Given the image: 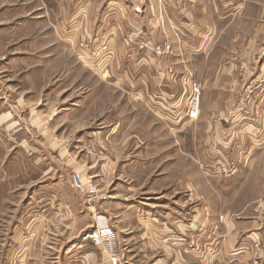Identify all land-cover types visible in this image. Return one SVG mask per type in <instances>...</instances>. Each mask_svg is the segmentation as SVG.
Listing matches in <instances>:
<instances>
[{"label": "rangeland", "instance_id": "1", "mask_svg": "<svg viewBox=\"0 0 264 264\" xmlns=\"http://www.w3.org/2000/svg\"><path fill=\"white\" fill-rule=\"evenodd\" d=\"M52 1L0 0V23H10L22 15L25 22L42 16L55 24L58 22L61 45L68 55L69 51L73 53L70 56L73 58L62 68L69 69L70 63L72 68L84 70L68 84L76 90H86V87L93 90L95 112L89 128L100 131L102 111L107 109L103 98L107 94L110 101L116 98V95L112 96V87L110 93L107 92L108 85L105 86V69L112 65L105 57L111 47L108 39L115 37L118 29L100 26L102 0H94V7L85 18V12L80 11L39 10L54 5ZM181 2L174 0L176 5ZM211 2H196L205 8L198 21L195 17L202 27L194 28L200 29L190 37L193 39L190 47L184 43L188 41L187 28H171L169 20L176 16L173 12L172 17L169 16L168 11L167 18L162 0L149 15L156 28L163 30L161 36L155 33L150 38L152 45L145 40H136L145 33L142 23L141 28L128 27L124 34V30L119 29L124 36L126 52L133 57L141 56L146 60L151 47L162 44L170 47L167 55L156 57L169 69L168 76L161 79V84L165 82L166 87H158L155 93L146 94L139 100L146 106L143 116L148 121L134 125L143 135H148L149 139L144 143L148 148L153 143H160L159 147L149 148L146 156H141V165L127 170L119 168L122 157L130 156L132 141L122 151L123 147L119 150L117 142H113V151L109 147L108 152L107 139L97 136L81 139L86 132L77 134L69 122L54 132L56 126L51 123L36 124V120H45L41 113L29 114L26 108L25 138L22 133L17 135L5 126L0 127V264H39L35 261L72 264L78 255L87 253L97 256L98 264H111L104 248L85 239L95 228L97 218L107 220L115 233L116 264H125V261L157 264L159 260L164 264L174 261L175 264H198L196 254L205 252L201 240L209 241V234L201 236L192 228L189 236L177 231L182 238L177 242L193 255L184 254L183 248L178 249L167 237L160 240L129 220L121 226L130 227L135 236L124 239L108 219L102 217L101 205L107 206L105 202H111L106 209L115 211L124 209V203L134 200L140 206L149 207L150 203L159 205V209L170 206L182 225L187 222L190 212L195 211L202 213L203 221L213 215L220 216L218 220L222 221L224 214L244 218L247 225L242 227V232H254L255 239L248 242L244 252H248L254 261H264V0H215V11ZM21 5L25 11H16ZM111 12L115 11L111 9ZM94 16L96 18L91 21ZM77 21L86 25L81 23V27L75 29L79 35L74 39L68 31ZM32 24L37 33L40 28ZM104 33L106 38H102ZM204 35L211 37V43L209 48L199 51L197 47L203 38L206 39ZM169 55H172L168 60L172 65L164 60ZM187 55L195 57V61ZM198 56L205 58L204 63H197ZM25 69L28 68L25 66ZM193 85L199 91L198 114L189 120L186 111ZM119 94L128 103L121 96L123 92ZM44 109L41 106V111ZM126 115L130 120L133 118L130 113ZM91 143H94V149L90 155L86 146ZM196 152L199 157L192 155ZM75 164L81 167L77 168ZM90 166L94 169L88 174ZM46 170L49 175L44 176L47 180L43 182L46 178L42 174ZM59 171L69 176L72 191L69 186L59 187L60 180L56 179L60 177L55 179ZM74 175H79L85 182L91 180L94 189L91 195L74 188ZM64 200L84 210L78 215L76 225L80 235L72 242H79L85 248L79 253L75 249L68 252L61 262L62 252L58 254L55 246L65 242V236L61 238L60 233L67 231L65 235H68L72 230L69 216L61 208L60 202ZM253 221L256 226L252 231ZM72 238L65 237L67 240ZM239 240L237 246H240Z\"/></svg>", "mask_w": 264, "mask_h": 264}, {"label": "crops", "instance_id": "2", "mask_svg": "<svg viewBox=\"0 0 264 264\" xmlns=\"http://www.w3.org/2000/svg\"><path fill=\"white\" fill-rule=\"evenodd\" d=\"M162 1L164 2V7L167 12V18H169V16L172 17V12L175 13L173 14L176 16L175 19L171 18V20H169V23L172 24L171 28L179 29V26L187 28L188 41L184 43L190 47V44L193 43V39L190 37L196 34L202 27V25H198L197 21L205 6L202 7L201 4L196 3L197 0H182V4L180 5L174 4V0ZM159 2L160 0L101 1L100 7H103V13L100 16V26L102 29L106 27L117 28L118 33L115 37L112 36L108 39L111 47L106 53L107 58L105 57L108 64H112L111 67L105 69L107 74L105 86H109H107V92L110 93V86L112 87V91L114 92L112 96L116 95L117 100L114 97L113 100L110 101V98L107 96L108 94L106 98H103L105 95L101 96L103 100L106 99L103 104L107 106V109L102 111V126L100 131H94L93 128H89L93 124L95 112L93 90H89L86 86V90H76V88L71 87V84H68V81L72 77L77 76L78 72L84 70L80 69L79 71V69L75 67L72 68L70 63L69 69L62 68V65H67V61L73 58L70 57L73 56V53L69 51L70 53L68 55L67 51L64 50L65 47L61 45L62 33L61 29L59 31L61 27L58 25V22L55 24L50 18L42 16L38 19H27V24H25V16L22 15L21 18L14 19V21L10 23H0V127L5 126V128L10 129L17 135L22 133L25 138L26 108L29 110V114L35 111L41 113V117H45V120L43 122L36 120V124L37 122L39 124L51 123L56 126L54 132L59 131L60 126L69 122L74 127L77 134L81 131L86 132L85 136L83 134L81 136L78 135L81 139L94 136L107 139L108 152L109 147L113 151V142H117L119 150L123 147L121 149L122 151L125 146L130 145L129 142L132 141L133 146H131L130 149V156L122 157L119 168L121 170H127L133 166L141 165L143 160L141 156H146L149 148L159 147L160 143H153L148 148V146L144 144L147 142V139H149V137H147L148 135H143L135 127L138 122H140L141 125V122L148 121L147 117L143 116L146 112V106L139 100L144 95L146 96V94L155 93L158 87H166L167 84L165 82L161 84V79L168 75H166V64L163 63V60H158L152 53L146 55V60L141 58V56L133 57V54H127L123 44V34L127 32L126 30L128 27L134 29L141 28L140 23H142L145 33L141 34L142 36H138L139 38L136 40H145L147 44L152 45V40L150 38L154 37L155 33L159 36L163 33L162 28H156V23H154L149 16L150 12H154V7L157 6ZM214 2L215 0H212L210 3L213 4V11H215L216 7ZM52 3L54 5H51L48 9L43 7L44 9L41 8L39 10L42 12L55 11V9H58L59 12L80 11L81 13L85 12V18L95 5L94 0H53ZM111 9L115 12H111ZM16 11L24 12L25 7L21 5L17 7ZM106 11L108 12L106 13ZM176 12L178 14H176ZM12 17L14 18L15 16ZM17 17H19V15H17ZM112 17H114V19H111ZM95 18L96 16L90 19L93 21ZM15 22H17L16 25L13 24ZM32 23H35L36 26L40 28L37 33L32 29ZM81 23L86 25L83 21H77L74 25L70 26L71 30L68 31V35L75 39V37L79 35L78 32H75V29H79ZM197 26L200 28L195 30ZM92 27L96 28L94 25H92ZM119 29L124 30L123 34L120 33L121 31ZM109 31L110 29L106 33L109 34ZM204 36L206 37V35ZM102 38H106L105 33ZM203 39L202 42H199L200 44L197 43L199 44L197 47V49H200L199 51H204L209 48V44L211 43V37ZM134 44L137 43L135 42ZM171 56L172 55L166 56L164 60L170 61ZM187 56L195 61V57L191 58L190 55ZM204 59L203 56H198L197 63H204ZM111 60L112 62L110 63ZM169 61L168 63L171 64ZM74 64L76 65V62ZM25 66L28 69H25ZM51 81L53 82L51 83ZM71 81L73 80L71 79ZM75 83L74 81L73 84ZM102 87L103 85L101 89ZM103 92H105V90ZM122 92L123 94H121V96L123 98L125 97L128 103L121 99L119 93ZM29 97L32 99H29ZM123 103H125L124 106H121ZM41 106L45 107L42 111ZM130 110L132 111L130 112ZM126 113L132 114L133 118L130 120ZM32 116H34V114H32ZM149 135L151 136V134ZM19 139H21V135ZM119 150H117V152H121ZM192 155L196 157L200 156L198 152ZM74 166L77 167L78 164ZM79 167H81V165L77 168ZM56 169H58V167ZM93 169L94 167L90 166V168L87 169L88 174L90 172L93 173ZM47 175H49V171L46 170L42 176L46 178L44 176ZM53 177L50 178L53 179ZM57 177L60 178L56 179ZM55 179L57 181L60 180L59 187L69 186L72 191L73 188L69 176L59 171ZM42 180L45 182L47 178ZM60 203L62 204L61 208L63 211L69 216L68 220H70L69 223L72 228L70 231L71 234L68 233V235H65L67 231H64L60 233V237H73L70 240L64 237L63 240H65V242L62 241L55 246L58 254L62 252L61 262H63V255L74 249L79 253V251L85 248L79 242H72L73 239L80 235V231H77L76 225L78 215L82 214L84 210H80L76 205L73 207V205L66 202V200ZM110 203L111 202L107 201L105 202L107 206L104 204L101 205L102 217L107 218L116 232L122 235L124 239H128V237L130 239L135 236L133 235L134 231L133 233L130 231V227L122 228L121 226V223L125 224L124 221L129 220L130 223L134 225L137 223L144 228L145 231H148L150 234L154 235V237L157 236L160 240L167 237V239L175 243L178 249L183 248L184 254H192L187 252L181 243L177 242V240L182 239L177 231L180 233L186 232L189 236L192 228L195 230L194 232H198L201 236L209 234L211 237L209 241H205L204 238L201 240L205 252L196 254L198 264H264V261H254L248 252H244V248L247 247L248 242L254 239V232H249L250 230L248 231L249 234L248 232H242V227L247 225L244 223V221H247L244 218L230 217L224 214L222 221L218 220L220 216L217 217L215 215L209 218L208 221H203L201 218L202 213L195 211V213L190 212L187 222L185 225H182L180 221L176 220V212H172L170 206L164 209H159V205L155 203H150L149 207L140 206V204H137L138 202L134 200L132 202L128 201L127 204L124 203V209L110 211L105 208L110 206ZM255 226L256 221H253L251 227L252 231L255 229ZM142 235L146 238V233ZM222 239H224V241H222ZM238 240L240 246L236 244ZM156 243H159V241L157 240ZM126 246H129L127 242ZM20 248L22 247L20 246ZM96 257L97 256H94L92 253H87L85 255L81 254L77 256L76 262L72 264H98L99 260L96 261ZM102 259H105V257L102 256ZM35 262L43 264V262L40 261ZM125 262V264H129L127 261ZM175 263L174 261L171 264ZM54 264H56V262H54ZM157 264L164 263L162 260H159Z\"/></svg>", "mask_w": 264, "mask_h": 264}, {"label": "built area", "instance_id": "3", "mask_svg": "<svg viewBox=\"0 0 264 264\" xmlns=\"http://www.w3.org/2000/svg\"><path fill=\"white\" fill-rule=\"evenodd\" d=\"M142 48V47H140ZM170 47L168 45L162 44L153 46L150 48L151 52L155 57L161 58L164 55L168 54ZM169 69H167V73ZM191 88V87H190ZM198 100H199V91L196 85H193L191 88V98L188 103L187 114L189 120L195 119L198 111ZM95 140V138H93ZM86 152H89L90 155L92 154V150L94 149V143L86 146ZM72 184L75 189H78L82 192H86L87 194L91 195L93 192V185L91 180L83 181L79 175H74L72 179ZM97 223H95V228L92 232L88 233L85 237L90 243L96 246H101L105 249L108 258L110 259L111 264H116L117 257H116V244H115V233L111 226L108 224L107 220L104 218H97ZM107 249V250H106ZM257 249V248H256Z\"/></svg>", "mask_w": 264, "mask_h": 264}, {"label": "bare ground", "instance_id": "4", "mask_svg": "<svg viewBox=\"0 0 264 264\" xmlns=\"http://www.w3.org/2000/svg\"><path fill=\"white\" fill-rule=\"evenodd\" d=\"M197 111H198V108H197ZM253 240H255V239H253Z\"/></svg>", "mask_w": 264, "mask_h": 264}]
</instances>
